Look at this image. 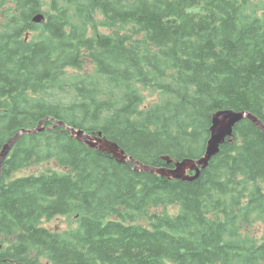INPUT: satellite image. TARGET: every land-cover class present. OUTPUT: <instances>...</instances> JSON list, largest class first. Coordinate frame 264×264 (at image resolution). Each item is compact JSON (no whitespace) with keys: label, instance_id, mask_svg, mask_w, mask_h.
<instances>
[{"label":"trees","instance_id":"16d2710c","mask_svg":"<svg viewBox=\"0 0 264 264\" xmlns=\"http://www.w3.org/2000/svg\"><path fill=\"white\" fill-rule=\"evenodd\" d=\"M220 111L264 126V0H0V149L48 119L0 168V264H264L247 231L264 224L250 121L192 182L134 171L58 125L162 169L201 158ZM44 163L62 170L14 176ZM166 206L177 213H150ZM57 216L76 227L42 226Z\"/></svg>","mask_w":264,"mask_h":264},{"label":"water","instance_id":"95a60500","mask_svg":"<svg viewBox=\"0 0 264 264\" xmlns=\"http://www.w3.org/2000/svg\"><path fill=\"white\" fill-rule=\"evenodd\" d=\"M32 22L35 24H43L45 18L42 14H38L33 17ZM243 119L250 121L256 128L264 133V126L252 115L242 112L235 113L232 111H220L212 115L211 126L209 128V139L206 144L204 155L196 160L183 159L181 161H175L169 157H163L162 160L166 162L170 168L155 169L146 166H142L129 158L114 142L106 139L102 136L101 132H97L94 135H87L82 130H75L69 128L63 123L58 125L71 133V136L80 143L87 146L89 149L98 151L107 155H110L112 159L118 163H130L133 164L134 171H140L145 173H151L160 177H164L168 180H176L181 182H192L200 176V172L204 170L210 160L215 157L227 139L233 134L234 127ZM48 119L41 121L35 129L22 130L14 135L8 142L0 149V168L3 161L10 153L15 142L23 135H34L43 130V124Z\"/></svg>","mask_w":264,"mask_h":264},{"label":"rangeland","instance_id":"374dc122","mask_svg":"<svg viewBox=\"0 0 264 264\" xmlns=\"http://www.w3.org/2000/svg\"><path fill=\"white\" fill-rule=\"evenodd\" d=\"M48 1L49 0H45V2H48ZM98 32L104 33V34L110 33V31H108L104 28H99ZM142 93L145 97L144 103L146 105L150 104L152 101L157 99L156 93H152V96L150 95L151 92L148 90H144V91H142ZM233 138H234V135L232 134V136L228 139V141H232ZM219 151H220V149H219ZM50 169L58 170V171L62 170L60 168H56V166L53 163H44V164H40V165L31 167L28 169L21 170L20 172H18L14 176L38 175L39 173L45 172V171L50 170ZM177 211H178L177 206H166V207H159V208L150 209V213H154V214H161V213L165 212L168 214L175 215L177 213ZM141 224L145 225V223H141ZM42 226L45 227L46 229L52 231V232H64L67 230L74 229L76 227V225L74 224L73 218H67L65 216H57V217H55L49 221H43ZM247 231L251 236H253L257 240H261L264 238V224H261L260 222L253 223L248 228ZM38 258H39V262L41 264H50L44 259V257H41L38 255Z\"/></svg>","mask_w":264,"mask_h":264}]
</instances>
